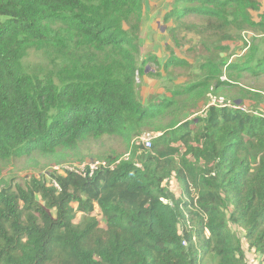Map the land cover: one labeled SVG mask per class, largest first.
Returning a JSON list of instances; mask_svg holds the SVG:
<instances>
[{"label": "trees", "instance_id": "16d2710c", "mask_svg": "<svg viewBox=\"0 0 264 264\" xmlns=\"http://www.w3.org/2000/svg\"><path fill=\"white\" fill-rule=\"evenodd\" d=\"M145 6L0 0V158L51 155L103 135L129 140L148 127L160 132L149 148L133 145L91 176L68 169L50 173L57 186L35 177L14 189L0 183V264H248L231 226L245 231L264 263V116L227 104L183 119L171 110L175 96L198 95L211 79L222 83L223 67L255 73L264 71V58L252 67L250 45L243 63L208 59L203 81L143 104L136 77L145 67L136 54ZM169 6L165 20L199 15L219 29L264 35L259 0ZM30 49L46 62L27 66ZM185 63L169 58L162 66ZM166 114L172 119L161 125ZM172 176L186 200L163 184Z\"/></svg>", "mask_w": 264, "mask_h": 264}, {"label": "rangeland", "instance_id": "374dc122", "mask_svg": "<svg viewBox=\"0 0 264 264\" xmlns=\"http://www.w3.org/2000/svg\"><path fill=\"white\" fill-rule=\"evenodd\" d=\"M261 1V10H264V0ZM170 3L168 1V4H161L162 8L153 18L152 12H149L145 6L147 15L137 31L139 34L140 29L141 34L137 38L136 57L145 70L136 77V93L138 100L143 104L155 97L174 98L173 91L176 89L196 81H203L205 73L203 64L208 59L215 61L224 59V62L232 60L233 63L240 64L243 63L247 53L249 54L247 48L250 45L252 50H255L252 67L256 61L264 58V35H254L250 31L241 33L229 28L219 29L211 26L207 17L199 15L165 20L164 16L170 8ZM256 14L257 12H252L253 16ZM127 24L129 26V23ZM149 56L154 57L156 61L150 60ZM169 58L183 59L186 63L171 65L164 69L162 65ZM45 62L44 54L35 49L28 50L24 58L27 66ZM220 80L223 82L215 84V79H211V84L200 87L202 91L198 95L175 96L176 105L171 110L176 109L178 118L183 119L186 116L204 115L205 109L210 104H227L231 107L237 105L242 110L264 116V71L252 73L248 69H243L236 73L223 67ZM171 119L172 116L166 114L159 123L164 125ZM147 133H151L153 138L160 135L159 131H154L150 127L143 129L141 135ZM134 137H130L129 140L110 135H103L97 139L89 137L81 141L73 150L57 149L51 155L35 152L30 155L12 156L9 159L0 158V183H10L14 189L15 185H24L30 177H35L48 185H54L50 173L62 174L69 167L84 171L91 161H108L107 159L113 157H125L134 145ZM181 149L184 151V147ZM163 184L168 186L176 197L185 199L174 176ZM73 206L76 207V204L74 203ZM93 214L97 217L99 226L104 227V218L97 205H94ZM81 216V212H77L74 222H79ZM186 223L191 226L194 224L190 220ZM179 226L181 228V225ZM230 230L237 231L241 238L247 263L264 264L260 254L253 248H248L244 238L245 231L234 226H231Z\"/></svg>", "mask_w": 264, "mask_h": 264}, {"label": "built area", "instance_id": "2783aa9c", "mask_svg": "<svg viewBox=\"0 0 264 264\" xmlns=\"http://www.w3.org/2000/svg\"><path fill=\"white\" fill-rule=\"evenodd\" d=\"M153 135L151 134V133H147V134H145V135H141V136H139V137H135V139H134V144L135 145H143V147L144 148H149L150 147V145H151V140H152V137ZM107 166H109L108 165V163L106 162V161H91L90 163H88L87 165H86V169L84 170V169H82V170H84V171H79L77 168H76V170L78 171V172H82V173H84V174H86L85 172L86 171H88V175H92V173L96 170V169H98V168H100V167H107ZM70 169H73L74 167H69ZM183 244H185V241H183Z\"/></svg>", "mask_w": 264, "mask_h": 264}, {"label": "crops", "instance_id": "0c3cea01", "mask_svg": "<svg viewBox=\"0 0 264 264\" xmlns=\"http://www.w3.org/2000/svg\"><path fill=\"white\" fill-rule=\"evenodd\" d=\"M168 1H172V0H146V8L148 9L149 12H152V18L154 16H156L157 12L159 11V9H161L162 7L160 6L161 4H168ZM260 2H262L261 0H259ZM152 3V4H150ZM153 6V7H152ZM147 14L145 13V16Z\"/></svg>", "mask_w": 264, "mask_h": 264}, {"label": "clouds", "instance_id": "9594fccd", "mask_svg": "<svg viewBox=\"0 0 264 264\" xmlns=\"http://www.w3.org/2000/svg\"><path fill=\"white\" fill-rule=\"evenodd\" d=\"M139 136H141V135H139ZM139 136H136V137H139ZM134 139H135V137H134ZM134 139H133V144H134ZM153 139V138H152ZM135 145V144H134ZM138 146V145H137ZM143 146V145H142ZM146 149V148H145ZM127 156V155H126ZM125 156V157H126ZM107 162V161H106ZM108 163V162H107ZM108 165L109 166H107V167H112L113 166V164H111V163H108ZM68 169H70V168H67L66 170H68ZM73 169H76L75 167L73 168ZM62 174H64V173H62ZM83 175H85V174H83ZM89 176H91V175H89ZM54 186H57V183H55L54 182Z\"/></svg>", "mask_w": 264, "mask_h": 264}]
</instances>
